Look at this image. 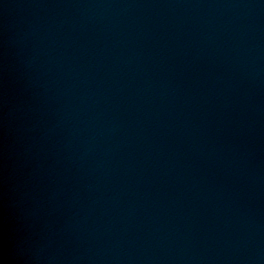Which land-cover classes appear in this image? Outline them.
<instances>
[{
    "label": "water",
    "instance_id": "1",
    "mask_svg": "<svg viewBox=\"0 0 264 264\" xmlns=\"http://www.w3.org/2000/svg\"><path fill=\"white\" fill-rule=\"evenodd\" d=\"M0 264H264V0H0Z\"/></svg>",
    "mask_w": 264,
    "mask_h": 264
}]
</instances>
